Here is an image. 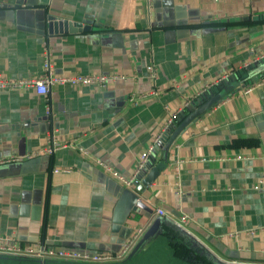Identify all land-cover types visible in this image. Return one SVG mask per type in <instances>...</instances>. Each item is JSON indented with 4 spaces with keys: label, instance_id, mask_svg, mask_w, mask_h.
<instances>
[{
    "label": "crops",
    "instance_id": "1",
    "mask_svg": "<svg viewBox=\"0 0 264 264\" xmlns=\"http://www.w3.org/2000/svg\"><path fill=\"white\" fill-rule=\"evenodd\" d=\"M47 16L90 29L49 32ZM255 20H264V0H0V77L40 75L45 46L57 75L124 76L103 87L55 84L47 95L0 90V235L90 255L135 235L121 259L87 262L114 264L140 237L132 256L165 241V226L177 222L225 262L264 264V21L239 24ZM217 94L171 144L157 145L174 132L173 112L188 115V105ZM53 129L72 145L42 154ZM151 143L141 179L159 172L138 191L137 163ZM94 160L134 175L132 184ZM125 188L142 204L114 231Z\"/></svg>",
    "mask_w": 264,
    "mask_h": 264
},
{
    "label": "built area",
    "instance_id": "2",
    "mask_svg": "<svg viewBox=\"0 0 264 264\" xmlns=\"http://www.w3.org/2000/svg\"><path fill=\"white\" fill-rule=\"evenodd\" d=\"M147 3H151L154 0H145ZM147 72L150 77L156 76V70L152 66H148ZM227 77V74H223L217 81ZM124 78L123 75H118L117 73H90V74H68V75H57L53 72L51 61L49 59L48 48L45 46L43 50V62H42V73L36 77L29 78H9L0 77V90H21V89H32L36 93L47 95L50 88L55 84H70V85H94V86H105L108 81H115L117 79ZM256 82V81H255ZM258 83V82H256ZM252 88V85H247L243 92H247ZM155 91H151L144 94H131L129 100L131 102H137L139 100H144L148 96L154 95ZM200 92L197 94L199 95ZM49 111V108H48ZM177 118V112H173L167 119V126L172 124L174 119ZM159 136L154 138V142ZM48 145L43 149H40V153L51 154L55 150L67 146H71V143H61L56 138V130L53 129L47 136ZM153 149V144L151 143L145 151L140 154L136 172L142 168V166L148 161L150 153ZM82 155L87 156L85 150L80 148ZM9 162V160H6ZM3 162V161H2ZM95 164L100 165L104 171H106L110 176L117 179L120 183L130 186L133 182L134 175L132 177H127L120 173L118 170L113 169L109 165L103 163L102 161L94 160ZM256 187V186H255ZM158 214L163 215V211L158 209ZM182 223L186 222V216L182 215L180 217ZM177 226L184 229L182 225L175 222ZM135 235L122 245V247L114 252L106 251L95 254H80L76 250L68 248H55L45 245L43 242H36L34 245L26 244L21 245L17 243L11 236L0 235V254L10 255V256H25L36 259H47V260H63V261H81L84 263L94 262H108L119 260L125 255L128 250L129 245L133 241Z\"/></svg>",
    "mask_w": 264,
    "mask_h": 264
},
{
    "label": "water",
    "instance_id": "3",
    "mask_svg": "<svg viewBox=\"0 0 264 264\" xmlns=\"http://www.w3.org/2000/svg\"><path fill=\"white\" fill-rule=\"evenodd\" d=\"M47 19H48V23H47L48 31L54 32V33L55 32H65V31H72V32L73 31H86V30L90 29V24H91L90 21L70 22V21L58 19L54 16H47ZM220 98H221V95L217 94L215 96L209 97L208 99H205L204 101L203 100L198 101V107L197 108H194V106H192L191 104L188 105L187 110L189 111V114L185 115L183 111L181 113H179V117L176 118L177 123H172L168 127V131H169V129L174 127V132L171 133L169 138L167 137L166 134H163L159 138L157 145L158 146L162 145V143L164 141H166L167 139H168L167 143L171 144L173 142V140L178 136V134L181 131H183L185 126H187L190 123H192L193 121H195L199 117L201 112H203L206 108H208L214 102L220 100ZM155 151H156V147L154 148L153 152L150 154L149 160L143 165L142 169L139 171L138 175L135 178L134 184L136 186V190H138V191H142V189L152 181L153 176L155 174H158V172H159V170L157 168H155L153 171L155 174L152 172L153 173L152 175L141 179L143 173L150 166V163L153 160V155H154L153 153H155ZM137 198H138L137 194L131 189L125 188L121 191L119 199H118L116 206H115V209H114V214H113V223L115 225L114 231H117L120 229V227L122 226V223L126 220L128 214L131 211H135L137 209V206H141L142 203L138 202ZM158 217H161V216L159 215ZM174 226L177 227V229H179L181 232L189 235L181 227H179L177 225H174ZM190 237H192V236H190ZM141 240H142V237H140V239L137 241V243L134 245L133 249H131V251L128 253V255L126 256L125 259L132 256V254L135 251V248L138 246V244ZM195 241L197 244L202 246L197 240H195ZM205 250L209 254H211L217 261H219L223 264H241V263L225 262V261L217 258L216 256H214L207 249H205ZM7 258L16 259V260L36 259V258H30V257H25V256H10V255H5V254H0V259H7ZM36 260L39 262L43 261V259H36Z\"/></svg>",
    "mask_w": 264,
    "mask_h": 264
},
{
    "label": "trees",
    "instance_id": "4",
    "mask_svg": "<svg viewBox=\"0 0 264 264\" xmlns=\"http://www.w3.org/2000/svg\"><path fill=\"white\" fill-rule=\"evenodd\" d=\"M259 21L264 20L242 21L239 22V24H249ZM237 76L242 78V75L239 72L237 73ZM174 123H177V121ZM163 236L166 238L165 241H155L146 250L135 253L133 255L135 258L127 263L130 264L131 262L138 263V261L147 262L148 260H153V264H164V259H167L171 261L170 264H223L217 261L202 246L197 244L192 237L181 232L174 225L167 224L164 228ZM114 264L121 263L118 261Z\"/></svg>",
    "mask_w": 264,
    "mask_h": 264
},
{
    "label": "rangeland",
    "instance_id": "5",
    "mask_svg": "<svg viewBox=\"0 0 264 264\" xmlns=\"http://www.w3.org/2000/svg\"><path fill=\"white\" fill-rule=\"evenodd\" d=\"M133 258H135L134 256H131L127 259H125L124 261L120 262L121 264H128L127 262L131 261ZM164 264H170V260H167V259H164ZM0 264H29V262L27 261H13L11 262L10 260L9 261H6V260H0ZM81 264H90V263H81ZM130 264H153V260H148L147 262H139L138 263H135V262H131ZM160 264V263H159Z\"/></svg>",
    "mask_w": 264,
    "mask_h": 264
}]
</instances>
